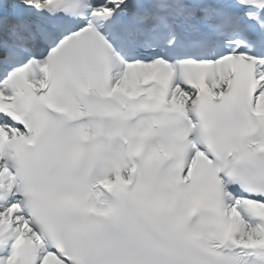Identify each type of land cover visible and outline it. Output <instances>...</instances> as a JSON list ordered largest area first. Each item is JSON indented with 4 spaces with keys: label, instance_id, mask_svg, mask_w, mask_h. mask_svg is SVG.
I'll list each match as a JSON object with an SVG mask.
<instances>
[{
    "label": "snow or ice",
    "instance_id": "1",
    "mask_svg": "<svg viewBox=\"0 0 264 264\" xmlns=\"http://www.w3.org/2000/svg\"><path fill=\"white\" fill-rule=\"evenodd\" d=\"M0 264H264V0H0Z\"/></svg>",
    "mask_w": 264,
    "mask_h": 264
}]
</instances>
